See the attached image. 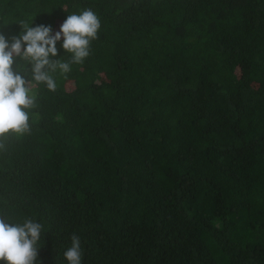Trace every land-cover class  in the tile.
Listing matches in <instances>:
<instances>
[{
  "label": "trees",
  "instance_id": "1",
  "mask_svg": "<svg viewBox=\"0 0 264 264\" xmlns=\"http://www.w3.org/2000/svg\"><path fill=\"white\" fill-rule=\"evenodd\" d=\"M89 8V56L0 151V214L43 225L37 264L73 233L82 264H264V0H0V33Z\"/></svg>",
  "mask_w": 264,
  "mask_h": 264
},
{
  "label": "clouds",
  "instance_id": "2",
  "mask_svg": "<svg viewBox=\"0 0 264 264\" xmlns=\"http://www.w3.org/2000/svg\"><path fill=\"white\" fill-rule=\"evenodd\" d=\"M19 23L21 32L10 40L0 33V151L5 150L9 135L23 136L31 130L28 110L36 104L33 82L56 91L52 74L58 70L67 74L71 64L83 63L101 27L100 19L90 8L69 14L55 34L51 25L33 27L32 21ZM61 38V47L71 53L68 61L52 59L58 55L57 42ZM17 58L21 63L16 64ZM42 229L43 225L32 218L25 217L22 223H16L0 214V261L37 264ZM70 239L71 245L63 256L67 264H82L80 237L73 233Z\"/></svg>",
  "mask_w": 264,
  "mask_h": 264
},
{
  "label": "rangeland",
  "instance_id": "3",
  "mask_svg": "<svg viewBox=\"0 0 264 264\" xmlns=\"http://www.w3.org/2000/svg\"><path fill=\"white\" fill-rule=\"evenodd\" d=\"M56 31H59V30H56ZM56 31H55V32H56Z\"/></svg>",
  "mask_w": 264,
  "mask_h": 264
}]
</instances>
